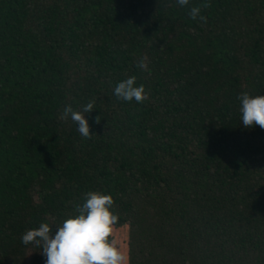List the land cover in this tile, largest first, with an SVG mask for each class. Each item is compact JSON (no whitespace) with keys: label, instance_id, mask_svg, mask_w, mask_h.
<instances>
[{"label":"trees","instance_id":"obj_1","mask_svg":"<svg viewBox=\"0 0 264 264\" xmlns=\"http://www.w3.org/2000/svg\"><path fill=\"white\" fill-rule=\"evenodd\" d=\"M131 76L142 103L114 94ZM244 92L264 95V0H0V264H45L22 235L89 191L113 197L128 264H264ZM91 101L87 139L61 116Z\"/></svg>","mask_w":264,"mask_h":264},{"label":"clouds","instance_id":"obj_2","mask_svg":"<svg viewBox=\"0 0 264 264\" xmlns=\"http://www.w3.org/2000/svg\"><path fill=\"white\" fill-rule=\"evenodd\" d=\"M190 0H177L178 5L186 6ZM208 2L190 9L191 19L200 15L202 8H209ZM138 67L145 68L143 61ZM136 77L131 76L122 80L114 89V94L124 101L142 103L147 99L144 85H136ZM241 102L240 112L243 126L259 125L264 129V95L252 96L244 92L238 96ZM95 101L87 103L81 111H74L71 105L62 112V119L70 117L78 125L79 133L87 139L90 126L85 114L93 111ZM99 122V118H96ZM114 200L111 195L99 191H89L84 194L81 203L74 204L76 215L70 216L60 224L42 222L39 227L27 230L22 235L24 245H33L46 256L45 264H128L127 253L118 246L114 238L115 226L119 216L112 209Z\"/></svg>","mask_w":264,"mask_h":264},{"label":"rangeland","instance_id":"obj_3","mask_svg":"<svg viewBox=\"0 0 264 264\" xmlns=\"http://www.w3.org/2000/svg\"><path fill=\"white\" fill-rule=\"evenodd\" d=\"M114 238L117 240L118 246L126 252L127 229L125 226L115 228Z\"/></svg>","mask_w":264,"mask_h":264}]
</instances>
